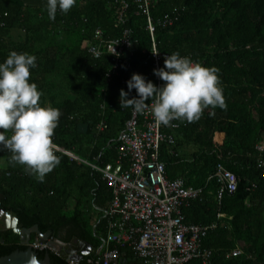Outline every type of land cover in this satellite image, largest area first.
Listing matches in <instances>:
<instances>
[{
	"label": "trees",
	"instance_id": "trees-1",
	"mask_svg": "<svg viewBox=\"0 0 264 264\" xmlns=\"http://www.w3.org/2000/svg\"><path fill=\"white\" fill-rule=\"evenodd\" d=\"M175 8L181 9L179 21L156 28L159 52L178 51L204 67L217 68L225 107L210 106L193 122L172 121L179 128L170 131L174 143L162 145L161 161L170 180L181 178L188 187L203 190L183 214L189 225L217 226L204 241L213 251L210 264H264V155L257 150L264 142V0H160L153 17L163 20ZM0 21V63L11 51L37 57L30 82L43 92L42 106L61 111L56 143L99 167L115 164L119 136L134 112L121 109L120 91H128L134 73L156 85L153 39L136 0H77L54 20L46 9L29 10L20 0H0ZM13 29L25 30V37L6 43ZM96 30L106 41L128 32L132 42L110 78L113 56L106 52L95 59L88 53ZM133 97L135 89L128 98ZM103 121L106 129L100 131ZM58 158L59 165L42 183L24 166L10 164L0 173L1 206L17 214L22 229L38 226L42 235L51 232L66 245L76 238L98 250L107 233L103 211L112 202V189L90 166L64 155ZM218 164L239 180L236 192L225 193L220 201V185L210 180ZM1 239L0 258L27 250L11 230L0 231ZM38 239L33 234L31 244ZM238 248L241 256L227 258ZM119 250L120 264H139L132 249ZM37 252L39 259L49 253L52 264H69L51 251ZM77 262L101 264L92 254Z\"/></svg>",
	"mask_w": 264,
	"mask_h": 264
},
{
	"label": "built area",
	"instance_id": "built-area-1",
	"mask_svg": "<svg viewBox=\"0 0 264 264\" xmlns=\"http://www.w3.org/2000/svg\"><path fill=\"white\" fill-rule=\"evenodd\" d=\"M157 1L160 0H136L139 12L147 18L148 30L153 39L154 69L162 68V61L167 55L160 53L157 48L154 40L156 28L173 27L179 21L181 12V9L175 8L163 20H155L153 6ZM0 27H4L1 21ZM131 48L128 32L122 38L106 41L103 32L96 30L88 45V53L95 59H100L106 52L113 56L115 65L108 76L110 78L116 74L122 57ZM163 84L156 77V85L159 87ZM146 103L148 107L145 111L139 114L133 112V117L120 134L119 158L115 164L99 167L89 163L60 147L54 135L55 153L90 166L102 174L103 180L112 189V202L109 209L103 211V218L107 219V233L97 250L101 264H120L122 258L119 249L127 247L134 251L139 264H210L213 251L204 246V241L217 226L189 225L183 214V209L191 201L199 199L203 190L188 187L181 178L170 180L166 165L161 161L162 145L174 143V135L170 131L178 129L179 125L157 124L151 113V101ZM99 129H106L104 121ZM257 150L264 155V142ZM261 163H264L263 159ZM212 179L220 185L219 201L225 193H235L238 188V178L222 164H218ZM31 246L39 251L46 249L61 255L39 240ZM242 254L243 250L238 248L227 258ZM69 264L78 262L70 259Z\"/></svg>",
	"mask_w": 264,
	"mask_h": 264
},
{
	"label": "clouds",
	"instance_id": "clouds-1",
	"mask_svg": "<svg viewBox=\"0 0 264 264\" xmlns=\"http://www.w3.org/2000/svg\"><path fill=\"white\" fill-rule=\"evenodd\" d=\"M76 2L47 0L48 17L54 20L58 11L67 14ZM36 59L27 52L11 51L0 63V149L11 153L10 164L24 166L42 183L60 163L52 137L61 111L50 105L42 106L43 92L36 83L30 82V70L37 67ZM218 71L174 52L165 56L164 67L153 70L164 84L158 87L134 73L127 81L128 91H120V107L131 108L139 114L145 111L146 101L150 100L157 124L169 126L174 120L193 122L210 106L225 107ZM133 89L138 98L129 99Z\"/></svg>",
	"mask_w": 264,
	"mask_h": 264
},
{
	"label": "water",
	"instance_id": "water-1",
	"mask_svg": "<svg viewBox=\"0 0 264 264\" xmlns=\"http://www.w3.org/2000/svg\"><path fill=\"white\" fill-rule=\"evenodd\" d=\"M4 199L2 195H0V216L4 215L7 218V224L5 229L1 228L0 222V231L4 232L6 230L13 231L16 235L21 237V243L23 246L27 247L26 251H16L9 256H5L0 258V264H52L51 256L48 253L44 259H39V253L31 246V237L33 234L39 235V241L42 244H48L52 249L57 252L61 253V256L66 259H74L76 261H81L82 258L89 256V255H96L98 256L99 253L97 250L89 251L90 246L84 243H81L78 239H74L70 246L64 244L59 240H51L52 233L49 232L45 235H42L39 231V227L35 226L32 229H22L19 226V219L16 213L8 212L1 206V202ZM8 219L10 223H8ZM4 241L1 239L0 243ZM81 246V247H79ZM83 248H86L84 250ZM46 250V249H43Z\"/></svg>",
	"mask_w": 264,
	"mask_h": 264
},
{
	"label": "crops",
	"instance_id": "crops-1",
	"mask_svg": "<svg viewBox=\"0 0 264 264\" xmlns=\"http://www.w3.org/2000/svg\"><path fill=\"white\" fill-rule=\"evenodd\" d=\"M46 2L47 0H20V3L24 5L29 10H44L46 9ZM25 30L23 29H13L10 30L7 37L5 38L6 43L7 41L10 43H16L22 41L25 37ZM9 153L6 150L0 149V173L5 171L9 168ZM75 203L72 201L70 202V209L74 207ZM1 228L5 229L7 224V218L4 215L0 216ZM8 223H10L8 219ZM9 231V230H6ZM5 232V231H4ZM82 243V242H81ZM70 244L68 245V247ZM81 247V246H79ZM86 250V248H83ZM89 251H93L91 247Z\"/></svg>",
	"mask_w": 264,
	"mask_h": 264
}]
</instances>
